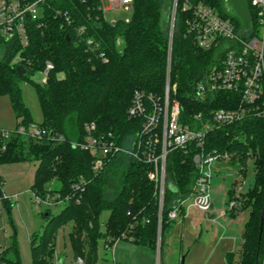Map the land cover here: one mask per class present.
Segmentation results:
<instances>
[{
	"label": "trees",
	"instance_id": "1",
	"mask_svg": "<svg viewBox=\"0 0 264 264\" xmlns=\"http://www.w3.org/2000/svg\"><path fill=\"white\" fill-rule=\"evenodd\" d=\"M190 1L206 3L222 17L237 20L226 11L224 0ZM170 6L171 0H134L127 22L119 19L111 23L104 17L100 0H46L38 20L28 23L26 46L0 40L4 52L0 96L9 98L18 120L16 128L35 124L22 100L20 83L25 82L32 86L41 108L43 122L36 125L49 132V138L42 141L13 133L1 143L5 150L0 151V163L37 161L32 194L44 198L46 185L57 180L61 194L69 197L58 215L51 218L49 212L44 213L47 228L40 235H31L32 264H52L55 238L67 224L72 226L68 239L73 259L81 258L84 264L95 263L100 240H126L156 250L159 231L161 260L176 222L168 213L190 197L197 177L193 157L200 152L226 155L229 162L243 168L252 159L253 184L238 195L232 184L226 205L237 200L241 207L227 212L248 213L238 264H264V120L245 118L214 128L205 135L201 147L191 142L186 150L170 151L162 209L158 208L155 186L148 179L147 165L118 153L95 175L94 157L73 146L84 140L85 125L94 124L96 134H111L119 147L130 148L142 124V119L127 115L132 98L136 92L163 97L168 60L174 88L169 100L180 107V125L198 128L196 114L204 113L205 120L211 111L231 109L239 103L229 92L212 95L206 101L195 98L196 87L222 53L201 50L186 35L180 1L169 49L166 14ZM47 63L52 68L43 83L41 74ZM18 67L25 70L23 75ZM103 211L109 212L104 233L99 223ZM182 217L184 209H179ZM9 249L16 251L15 242ZM6 252L0 264H20L18 257L7 260ZM234 256L227 252L226 263L234 264Z\"/></svg>",
	"mask_w": 264,
	"mask_h": 264
},
{
	"label": "built area",
	"instance_id": "2",
	"mask_svg": "<svg viewBox=\"0 0 264 264\" xmlns=\"http://www.w3.org/2000/svg\"><path fill=\"white\" fill-rule=\"evenodd\" d=\"M134 0H107L113 8H132ZM185 13V32L193 43L201 50L217 49L222 53L218 63L207 73L205 79L196 87L195 98L206 101L212 95L229 92L239 101L233 108H217L208 114L194 116L199 123L198 128L180 125V107L176 101H170V62L168 60L165 89L162 98L136 92L131 106L127 111L129 118L142 119L141 127L130 148L119 147L111 134H96L94 124L84 127V140L73 144L88 151L93 157L92 171L98 175L110 158L118 153L128 155L136 162L149 167L148 179L155 186L158 208H163L166 182V156L170 151L186 150L188 143L196 142L201 147L205 135L214 128L242 121L245 118L264 120V0H246L250 14L246 22L233 21L230 17H222L217 11L203 3L193 4L190 0H171L168 10L169 35L168 46L171 48L174 32L177 6ZM46 0H0V40L6 43L16 42L24 47L28 43V23L35 22L40 17L42 5ZM101 5L102 1L100 0ZM103 10V6H102ZM104 11V10H103ZM126 22L128 18L124 19ZM116 20H111L114 23ZM91 41H88L90 44ZM52 68L46 64L41 74V82H45L48 71ZM13 133L22 135L34 141L49 138V132L36 124L18 126L15 131L0 130V151L5 150L2 142L9 139ZM58 140H63L59 138ZM228 158L217 153L200 152L193 157L197 177L193 191L185 200L180 201L168 213L170 220L179 219V209H196L208 213L212 208L211 184L214 164ZM243 177V176H242ZM245 182V177L242 178ZM77 187V184H76ZM34 195V194H33ZM37 205L56 204L63 200L52 198L46 201L34 195ZM69 199V197L67 196ZM2 197L0 198V200ZM241 203L233 200L226 205V210L239 209ZM118 241V240H117ZM115 241L114 243H116ZM106 250L112 253L113 243L105 242ZM5 249H0V257ZM156 251L160 259V231L157 238ZM76 264H84L81 258ZM2 264H6L2 262ZM115 264L112 259V263Z\"/></svg>",
	"mask_w": 264,
	"mask_h": 264
},
{
	"label": "rangeland",
	"instance_id": "3",
	"mask_svg": "<svg viewBox=\"0 0 264 264\" xmlns=\"http://www.w3.org/2000/svg\"><path fill=\"white\" fill-rule=\"evenodd\" d=\"M101 1L107 21L129 18L131 9L113 8L107 0ZM226 3V11L238 22L247 21L250 11L246 0H226ZM204 5L208 6L206 3ZM212 9L217 11L215 8ZM3 53V49L0 48V59ZM20 88L23 104L28 108L31 120L35 124H42L41 108L32 86L22 82ZM17 123L18 120L9 98L0 96V130L13 132L16 130ZM37 167V161L0 163V190L2 192L0 249H7L5 255L7 260H15L18 257L20 264H32L29 239L32 234L40 235L47 228L48 220L44 219L43 214L49 212L51 218L58 215L68 200L67 196H63L60 192L62 189L60 183L52 180L46 185V195L43 200L59 196L63 201L52 205L42 203L39 206L36 204L37 201L31 192V187ZM241 169L244 171V183H242ZM214 170L212 179L220 180L218 191L222 192V195L212 196V202L215 212H219L218 209L222 208L224 211L226 208L224 201L232 184L235 183L237 195L245 192L253 184L252 159L247 162L245 168L237 162H229L228 158L221 159L214 164ZM218 202L221 205L220 208L217 205ZM108 216V211H103L99 215L100 230L103 233ZM218 219L211 220L202 212L194 209L188 211L184 219H177L167 237L164 255L159 262L157 251L151 248L135 245L126 240H118L113 243L112 253H109L104 240H100L94 264H111L112 259L115 264H180L182 258H184L183 264H227L226 252L235 253L234 264H238L247 211L237 212L234 218L222 215ZM71 227V224H67L59 230L54 241L55 253L52 264H58V262L76 264L68 239ZM13 242L16 244V251L9 249Z\"/></svg>",
	"mask_w": 264,
	"mask_h": 264
},
{
	"label": "crops",
	"instance_id": "4",
	"mask_svg": "<svg viewBox=\"0 0 264 264\" xmlns=\"http://www.w3.org/2000/svg\"><path fill=\"white\" fill-rule=\"evenodd\" d=\"M245 177V176H244ZM219 182H220V180H218V179H212V184H211V192H212V196H221L222 195V192H220V191H218V184H219ZM213 184H214V187H213ZM212 187H213V189H212ZM234 189H235V194L237 195V192L238 191H236V186L234 187ZM228 192V191H227ZM226 202H227V194H226V200L224 201V203L226 204ZM213 202H212V208L210 209V211L208 212V213H203L204 215H206L208 218H210L211 220H219L218 219V217H220V216H222V215H224V216H229L230 218H234L235 216H236V214H237V212H235V214L234 215H231V213H229V212H227V210H226V208L224 209V211H223V209L221 208V209H218V211L219 212H215V210H214V208H213ZM217 205H218V207L220 208L221 207V205H220V203L218 202L217 203ZM226 206V205H225ZM190 210H193V209H184V217H182V218H179V219H184L185 217H186V215H187V213H188V211H190ZM194 210H196V209H194ZM247 216H248V213H247ZM246 222V221H245ZM175 224H176V222H175ZM174 224V225H175ZM174 227V226H173ZM171 232V231H170ZM170 234V233H169ZM166 245H167V242H166ZM227 253V252H226ZM59 263V262H58Z\"/></svg>",
	"mask_w": 264,
	"mask_h": 264
},
{
	"label": "water",
	"instance_id": "5",
	"mask_svg": "<svg viewBox=\"0 0 264 264\" xmlns=\"http://www.w3.org/2000/svg\"><path fill=\"white\" fill-rule=\"evenodd\" d=\"M166 16L168 17L169 14L167 13ZM17 70L19 71V74H20V75H23V74L25 73V70H24L22 67H18ZM50 136L52 137V134H50ZM263 215H264V205H263V211H262V213H261L262 221H263ZM183 262H184V258H182L180 264H183ZM58 264H61V262H59Z\"/></svg>",
	"mask_w": 264,
	"mask_h": 264
},
{
	"label": "flooded vegetation",
	"instance_id": "6",
	"mask_svg": "<svg viewBox=\"0 0 264 264\" xmlns=\"http://www.w3.org/2000/svg\"><path fill=\"white\" fill-rule=\"evenodd\" d=\"M224 7H225V9L227 8L226 0H224Z\"/></svg>",
	"mask_w": 264,
	"mask_h": 264
}]
</instances>
